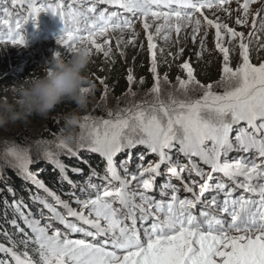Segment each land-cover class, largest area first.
Masks as SVG:
<instances>
[{
  "label": "snow or ice",
  "instance_id": "6c2138e0",
  "mask_svg": "<svg viewBox=\"0 0 264 264\" xmlns=\"http://www.w3.org/2000/svg\"><path fill=\"white\" fill-rule=\"evenodd\" d=\"M17 2L11 0L13 5ZM20 2L27 7V15L23 20L0 23V44L24 46L26 36L22 33L28 21L35 22L41 12H50L63 25L56 36L59 46L72 52L79 42L88 46L91 55L95 51L108 58L110 40L100 43L98 39L109 32L128 30L133 38L127 43H134L138 35L134 21L141 19L152 60L149 71L154 84L150 92L155 101L115 113L109 110L106 119L85 116L75 150L64 139L59 140L57 147L69 156L76 157L80 149L99 154L103 174L95 168L85 174L73 167V174L84 176L83 183L75 182L57 154L46 151V159L59 172L60 183L70 186L64 193L69 199H62L37 178L29 168L34 161L26 150L16 146L6 150V161L39 190L31 193L30 199L40 207L37 218L31 210L24 211L23 198L3 201V219L16 231H0L11 244L0 243V253L10 257L0 259V264H264V60L252 62L250 40L245 42L244 32L204 14L205 9H216L231 15L227 6L232 0H80V7L68 0ZM235 2L236 11L242 10L235 24L247 26L251 7L259 5L252 14L253 30L248 36L264 32V0ZM107 6L117 10L110 11ZM197 13L215 28V47L223 56L220 78L204 83L185 61L180 67L186 78H177V90L186 98L177 99L170 92L166 102L160 98V81L167 83L168 76L161 78L158 72L154 35L163 32V39L168 40L173 31L179 36L182 28L192 25L195 42L201 28ZM149 17L153 22L163 21L156 24L155 34L149 31ZM226 36L229 44L239 41L240 61L235 67L230 66L231 50L224 46ZM120 43L118 39L117 48ZM205 50L201 40L198 60ZM183 51L179 49L178 54ZM55 54L60 55L59 51ZM134 79L129 70V85ZM217 87L222 91H216ZM85 128L90 129L87 143ZM137 147L144 152L137 154L139 163L132 168ZM118 155L125 159L118 161ZM146 155L156 160L145 166ZM161 177L166 179L158 183ZM8 191L15 197L14 189ZM14 235L20 239L13 240ZM74 235L79 238H72ZM18 244L23 245V252L16 250Z\"/></svg>",
  "mask_w": 264,
  "mask_h": 264
},
{
  "label": "rangeland",
  "instance_id": "374dc122",
  "mask_svg": "<svg viewBox=\"0 0 264 264\" xmlns=\"http://www.w3.org/2000/svg\"><path fill=\"white\" fill-rule=\"evenodd\" d=\"M242 2L243 0H241V3ZM21 4L22 3L18 1L15 5ZM258 6L259 5H253L251 7L247 26H238L235 24L237 15L242 14V10L241 13H238L236 11L238 5L235 0H232V3L227 6L231 10V15H228L227 13L216 9H213L212 11H208L206 9L204 10V14L207 15L209 19L213 20H216V18L219 17V22L227 23L229 26L235 28L237 31L244 32L245 42L247 43L250 40L249 48L251 60L252 58L255 60V56L258 54V57L256 56V60H259L260 62L264 60V48L260 47L261 44H264V32H256L255 35L251 38H249L248 36V33L253 30L251 24L252 14L255 12ZM196 15L200 16L199 13H197ZM41 16L42 14L38 15L39 18ZM200 19L201 28L200 31L196 33L195 42H193L191 38L193 34L192 25H188L182 28L181 32L179 33V36H177V34L173 31L168 40H165L162 37L160 43L158 42V37L160 35L163 36V32L159 36L154 35L153 42L156 44L155 52L158 72L161 78H163L165 74H167L168 76L167 83L163 79H161L160 81L162 89L160 98L165 100L166 102L168 100V94L170 92L177 99L186 98L183 92L177 90V78H186V73L180 67V65H182L185 61H188L192 64L195 70V74L197 64L202 63L201 65H199V73L198 76H196L199 80L204 83L214 82L220 78L223 65V56L215 47V28L208 26L202 16H200ZM42 21L45 22V19H42ZM162 22V20L153 22L152 18L149 17V23L152 24V27L149 29V31L155 34L156 24ZM53 26L58 27L55 24H53ZM258 26L259 23L257 22V27ZM134 29L135 33H138V35L134 37V43H127V41L133 38V33L128 30H125L123 32H109L107 37H100L98 39V42L103 43L104 39L108 38L110 40L112 52L108 58H105L103 53L96 54L95 51L91 55V61L88 65L87 71L89 72L90 70H93V76H98L99 74V83L93 87H88L91 89V91L88 92L89 103L87 108L80 109V112L72 114L77 117L78 122L75 125L78 130H72L74 131V133L72 134L75 135H72L74 139L71 143H68L69 146H72L75 149L77 148V138L79 137L82 131L80 124L84 122L83 118L85 116H91L93 118L103 117L106 119L108 118L107 114L109 110L115 113L120 109L134 108L135 105L140 103L147 106L148 104H151L155 101V95L150 92V89L154 84L153 74L151 73L152 77L146 81L144 80V73L142 71V73H140L141 65H144L143 67L148 66L149 69L152 66L151 55L148 50L147 34L143 29L141 19H135ZM60 30L56 31L55 33H52L51 35H45L42 38L29 37L28 40L26 39V44L22 47L19 45L14 46L11 44H0V62L9 63V66H7L5 70L13 71L20 69L24 72L28 70H35L38 74L43 75L42 69L46 66L45 63H47L52 57V55H54L57 51H59L61 58H63L64 60L70 58L72 52H69L65 48V46H59L56 43V36L60 33ZM205 33H207V35H205ZM118 39L121 40L119 48H117ZM228 39L229 38L226 36L224 40V46L228 47L231 50L230 66L235 67V65L240 61V50L238 46L239 41L237 40L229 44ZM201 40L204 41V46L206 50L203 52V58L198 60L196 53L201 51ZM79 44L80 43L78 42L76 46ZM252 47L255 49V53H257L253 54V57ZM181 48H183L184 51L182 54H178L179 49ZM121 52H123L124 54L121 55ZM212 54H214L215 57L209 60L212 56H214ZM117 57H119L120 63L124 68V72H126V76H128L129 70H131L132 75L135 78L132 84L128 85L127 89L120 95L115 94L114 91L109 89L110 87L106 83H104V75L101 72L102 62L105 63V61L108 60L112 61V59ZM210 61L218 63L220 69L217 68V64L215 63L212 64H215L214 66H216V68H209L208 66H206L205 64H208V62ZM252 62L255 63L253 60ZM204 65L205 68H202ZM28 66L31 67L28 68ZM170 69L172 70V72H170ZM204 70H206V74L203 73ZM141 78H143V83H141ZM101 81H103V83H101ZM9 86L0 85V105H2L4 100H7L9 103H12L13 98L11 92L9 91ZM215 90L222 91V89L219 87H217ZM132 93H135V95H133ZM42 126L43 123L41 121L33 122L28 120H17L15 122L9 121L6 125L0 126V164L11 166L6 161L5 154L6 150L13 146L26 150L35 164H39L47 160L45 157L46 151H51L59 155V153L63 151V149L58 148L57 144L60 139H64V137L67 135V132L65 131L66 134H62V136H59L54 140H50L48 142L44 141V139L41 138V134H43L45 130H42ZM21 129L32 132L30 134V137L23 136L21 138L22 140H18L17 137L22 134L19 132V130ZM89 130V128H85L83 130L85 136V143L88 142ZM138 148L140 147H137L136 149ZM150 158L152 157L148 155L145 163ZM35 214H37V218H39L38 212H36ZM75 237L78 236L74 235L72 238ZM33 257L35 258L34 255Z\"/></svg>",
  "mask_w": 264,
  "mask_h": 264
},
{
  "label": "trees",
  "instance_id": "16d2710c",
  "mask_svg": "<svg viewBox=\"0 0 264 264\" xmlns=\"http://www.w3.org/2000/svg\"><path fill=\"white\" fill-rule=\"evenodd\" d=\"M40 3H43V4L56 3V0H40ZM10 14H13L12 15L13 20H17L22 16L21 10L14 8L11 3V0H0V20L3 21L4 19L10 18L9 17ZM162 37H163L162 35L158 37L159 43ZM253 54H257V53H255V49L252 47V57H253ZM256 56L258 57V54ZM256 56H255V60H256ZM213 57H215V55L212 56L209 60H211ZM252 60L255 63H259V60L255 61L253 58ZM212 63L217 64V68L220 69V66H218V63L216 62L210 61V63L208 62V64L206 63L205 65L208 66L209 68H212V67L216 68V66H214L215 64H212ZM201 64H197V69H196L197 76L199 73V65ZM205 65L202 68H205ZM7 66H9V63L0 62V70H1L0 76H3V78L0 79V85L9 86V85L22 82L26 77H29V76L34 77L36 75H40L35 70L33 71L28 70L26 72L20 69L13 70V71H10V70L7 71L5 70ZM143 66L141 65L140 73L142 72L144 73V80L147 81L152 77V74L149 71L148 66H145V67ZM30 67L31 66H28V68ZM92 72L93 70H90L89 72L86 70V76L88 78V81H90V86L86 85V87H93L99 83L98 77L100 75L98 74V76H93ZM101 72L104 75V78H103L104 83H106L110 87L109 89L114 91L115 94L120 95L127 89L129 82L125 74L126 72H124V68L122 67L120 63L119 57L112 59V61L108 60V61H105V63L102 62ZM170 72H172L171 69H170ZM203 73L206 74V70H204ZM203 73H202V76H203ZM78 112H80V108H78L74 102L66 100L58 104L48 114L47 117H41L39 115H32V116H29L27 120L33 121V122L41 121L43 123L42 130L45 129L43 134H41V138L44 139V141L49 142L50 140H54L55 138L62 136V134H66L65 131L67 132V135L69 133H71V135H75V134H72L74 133V131L72 130L74 129L75 131H77L78 129L76 125L69 128L67 124V117L71 116L72 114H76ZM18 121H25V120H18ZM19 132L22 134H20L17 137L18 140H22L21 138L23 136L30 137V134L32 133L28 130H22V129L19 130ZM73 149L75 150V148ZM93 154H96V155H93ZM97 155L99 154L88 153L84 149H80L78 152V155L76 157H72V156L67 155L66 151L63 149V151H61L59 155L57 156L67 166L69 177L72 180H76V177L73 176L74 174L71 171L73 167H79L83 171L84 169H87L88 170L87 173L89 172L91 168L100 169L101 166L104 168V165L101 164L102 158ZM117 160L119 161L120 159L117 157ZM99 163L101 164V166ZM29 168L32 172L36 173L37 178L40 180H43L50 189H53L54 191L62 192L63 194L61 195L62 199L69 198L68 196L64 195V193L71 190L70 186L66 182L63 185L60 183L59 172L57 169H55L54 165L50 161L46 160L39 164L33 163L29 166ZM9 187L14 189L15 197H13L12 193L8 191ZM38 191L39 190L36 189L35 186L31 185L30 182L24 181V179L20 175H18V170L14 169L12 166H6L5 164L4 165L0 164V231L7 229L10 234L16 231L10 224L6 223L3 219L4 217L3 201L7 199L8 202L11 203L14 198L15 199L23 198L24 203L27 205V208L24 209V211L27 212L28 210H31L33 213H36L38 212V208L40 207V205L33 204V202L30 199V194L36 193ZM39 194L44 195L42 191H40ZM45 214L47 215V210H45ZM12 218L13 216H12L11 210L9 209L8 210V220H11ZM18 222L21 224V227H25L22 221L18 220ZM12 238L13 240L18 241L20 239V236L14 235ZM0 243L5 244V246L11 247V244L9 243L7 238H5L2 235H0ZM31 249H32V246H29V249H28L29 253L35 256V254L32 253ZM16 250L23 252L24 251L23 245L18 244V247ZM5 257L10 259V257L5 256V254L3 253H0V259H5Z\"/></svg>",
  "mask_w": 264,
  "mask_h": 264
},
{
  "label": "clouds",
  "instance_id": "9594fccd",
  "mask_svg": "<svg viewBox=\"0 0 264 264\" xmlns=\"http://www.w3.org/2000/svg\"><path fill=\"white\" fill-rule=\"evenodd\" d=\"M91 61V54L86 44H79L72 50L69 59L64 60L54 54L45 63L43 75L26 77L22 82L9 86L12 103L4 100L0 105V126L9 121L27 120L29 116L48 114L63 101L74 102L78 108L86 109L89 103L88 92L83 91L90 81L86 70ZM75 115L67 118L69 128L77 124ZM74 137L69 133L64 137L71 143Z\"/></svg>",
  "mask_w": 264,
  "mask_h": 264
}]
</instances>
